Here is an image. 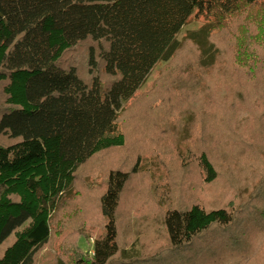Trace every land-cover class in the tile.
I'll return each mask as SVG.
<instances>
[{"label":"trees","instance_id":"1","mask_svg":"<svg viewBox=\"0 0 264 264\" xmlns=\"http://www.w3.org/2000/svg\"><path fill=\"white\" fill-rule=\"evenodd\" d=\"M258 4L0 0V139L5 140L0 141V264H38V253L55 232H62L63 214L68 220L78 214V197L83 208L95 211L88 219L103 232L88 253L78 246L81 235L72 234L60 245L55 264H264V175L239 209L230 205L232 198L212 204L200 198L183 209L180 246L153 243L147 249L137 233L121 238L120 222L105 205L104 194L88 199L77 193L69 199L87 165L112 155L114 166L116 154L124 155L127 129L137 116L127 113L129 105L155 66L177 56L178 34L194 13L206 21L188 31L186 39L196 45L197 66L204 71L219 63L214 30L234 20L256 25L253 35L240 22L239 34L244 35L242 40L238 36L235 58L247 77L233 71L230 95L264 107V67L259 69L264 62L259 60L264 56V3L259 11L251 8ZM248 40L254 43L251 54L243 53ZM248 77L254 78L251 88H242ZM163 116L168 118L167 109ZM213 136V128L201 126L200 142L209 144ZM245 144L252 150L254 143ZM215 153L227 157L219 149ZM131 158L129 172L137 174L141 156L133 153ZM195 163L206 185L219 181L211 152L201 151ZM181 166L189 167L186 161ZM246 166L252 169V155ZM227 167L232 169L229 163Z\"/></svg>","mask_w":264,"mask_h":264},{"label":"rangeland","instance_id":"2","mask_svg":"<svg viewBox=\"0 0 264 264\" xmlns=\"http://www.w3.org/2000/svg\"><path fill=\"white\" fill-rule=\"evenodd\" d=\"M263 3L264 0H259L258 6L251 8L259 11ZM248 15L246 12L243 18ZM205 21L196 13L188 19L177 37L181 47L177 56L155 66L129 105L127 113L137 116L127 129L128 149L124 155L116 154L119 160L114 166L112 155L91 162L70 194V201L77 193H84L88 199L104 194L105 205L120 222L121 238L137 233L147 249L153 243L182 245L181 212L193 201L201 198L212 204L232 198L230 205L239 209L255 193L264 175V107H255L230 95L233 71L246 76V68L238 65L242 61L235 58L238 36L242 40L244 35L243 31L239 34L240 26L245 24L249 28L246 30L254 35L256 25L248 19L246 23L234 20L214 30L212 42L219 49V63L216 69L204 71L197 66L196 45L186 37L188 31L198 30ZM243 47V53L251 54L254 43L248 40ZM259 60L264 61V56ZM261 66L264 67V62L259 69ZM252 79L248 77L242 88H251ZM245 98L248 99V94ZM165 108L169 113L167 119L163 116ZM206 125L214 132L209 144L199 141L201 126ZM246 142L254 143L252 150ZM217 149L227 157L217 156ZM201 151L211 152L217 163L220 179L213 185L204 183L205 174L195 163ZM133 153L141 156L137 174L129 172ZM250 155L252 169L246 166ZM183 161L188 168L183 169ZM228 163L232 169H228ZM75 208L78 214L73 219L68 220L63 214L66 224L38 253V264H55L60 257V245L70 241L76 232L81 235L78 239L81 251L88 253L93 249V240L103 229L88 219L95 211L83 208L79 197ZM257 256L256 250L254 259Z\"/></svg>","mask_w":264,"mask_h":264}]
</instances>
